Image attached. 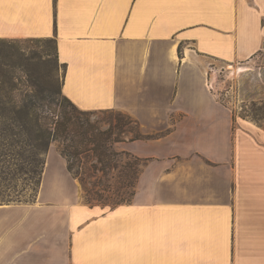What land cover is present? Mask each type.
<instances>
[{
	"label": "crops",
	"instance_id": "obj_1",
	"mask_svg": "<svg viewBox=\"0 0 264 264\" xmlns=\"http://www.w3.org/2000/svg\"><path fill=\"white\" fill-rule=\"evenodd\" d=\"M0 39H54L62 94L149 136L117 144L148 162L114 208L48 155L35 200L0 205V264H264V132L207 74L264 52V0H0Z\"/></svg>",
	"mask_w": 264,
	"mask_h": 264
},
{
	"label": "trees",
	"instance_id": "obj_2",
	"mask_svg": "<svg viewBox=\"0 0 264 264\" xmlns=\"http://www.w3.org/2000/svg\"><path fill=\"white\" fill-rule=\"evenodd\" d=\"M44 40L54 44L56 63L60 65L56 41ZM19 41L23 40L0 39V147L4 148L0 150V165L5 164L3 158H20L15 167L36 187L37 195L44 157L49 146L56 143L68 172L81 185L86 204L93 206L92 201H96L114 208L130 202L148 160L116 149L115 145L146 140L149 136L140 131L135 120L121 112L106 122L92 119L95 112L78 109L62 94L61 87L57 93L61 100H49L47 90L30 84L28 65L32 60L16 47ZM253 117L258 118V113ZM232 120L235 123L233 113ZM14 145L24 150L6 149ZM5 180L0 175V182Z\"/></svg>",
	"mask_w": 264,
	"mask_h": 264
},
{
	"label": "rangeland",
	"instance_id": "obj_3",
	"mask_svg": "<svg viewBox=\"0 0 264 264\" xmlns=\"http://www.w3.org/2000/svg\"><path fill=\"white\" fill-rule=\"evenodd\" d=\"M16 47L32 60L28 65L31 74L30 84L47 90L49 100L60 101L61 96L57 93H59L62 83L63 68L56 63L52 41L23 40L17 42ZM207 74L217 99L231 108L234 117L240 119V116H244V119L241 118L242 120L264 132V52L247 62L226 64L210 60ZM118 113L115 110L95 112L91 118L106 122ZM255 113H258V118L253 117ZM115 148L118 149L117 145ZM1 149L4 148L0 147ZM6 149H10V152L24 150L23 147L20 148L16 145L7 146ZM27 150L29 149L27 148ZM55 151L59 153L57 144L52 143L44 158L46 159ZM3 160L6 161L5 164L0 165V175L6 180L0 182V204L33 202L37 189L30 184L23 171L15 167V164L19 165L20 158L16 157V159L10 160L3 158ZM81 194L86 202L83 190ZM106 201L110 204L113 203L112 199H106ZM92 204L103 207L106 205L96 201H92Z\"/></svg>",
	"mask_w": 264,
	"mask_h": 264
},
{
	"label": "built area",
	"instance_id": "obj_4",
	"mask_svg": "<svg viewBox=\"0 0 264 264\" xmlns=\"http://www.w3.org/2000/svg\"><path fill=\"white\" fill-rule=\"evenodd\" d=\"M208 87H209L210 89H212V86H211V84H210V83H208Z\"/></svg>",
	"mask_w": 264,
	"mask_h": 264
}]
</instances>
